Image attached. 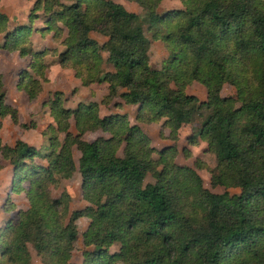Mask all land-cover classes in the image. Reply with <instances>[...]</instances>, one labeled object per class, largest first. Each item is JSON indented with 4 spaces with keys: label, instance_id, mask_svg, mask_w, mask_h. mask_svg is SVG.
I'll return each instance as SVG.
<instances>
[{
    "label": "trees",
    "instance_id": "trees-1",
    "mask_svg": "<svg viewBox=\"0 0 264 264\" xmlns=\"http://www.w3.org/2000/svg\"><path fill=\"white\" fill-rule=\"evenodd\" d=\"M132 1L146 10L151 37L139 14L115 0H34L29 23L11 28L0 12V47L30 57L17 87L32 99L47 80L49 50H36L30 39L41 9L42 28L64 46L59 63L75 69L84 85L107 82L103 102L125 88L119 95L139 104L136 117L148 123L165 117L174 140L182 124L200 116L191 142L199 137L215 154L211 185L239 192L206 188L193 168L174 161L176 146L156 149L125 114L102 116L96 101L66 107L63 92L54 90L47 102L56 128L64 131L62 142L50 136L43 152L21 138L8 144L0 136L14 180L30 178L29 207L0 226V264H31L28 243L44 264H76L70 258L82 215L91 219L83 234L90 248L80 264H264V0H181L182 7L163 12L157 11L162 0ZM92 32L105 39L99 42ZM152 38L168 51L160 68L149 63ZM102 52L111 70L101 69ZM194 80L205 86L203 100L185 90ZM225 83L236 87V97L221 94ZM5 95L0 71V128L5 116L19 122ZM98 128L109 136L82 137ZM73 146L80 151L77 165ZM37 155L46 164L27 162ZM76 168L89 204L68 212L65 194L52 197L48 185ZM147 173L154 181H144ZM116 241L120 248L109 251Z\"/></svg>",
    "mask_w": 264,
    "mask_h": 264
},
{
    "label": "rangeland",
    "instance_id": "rangeland-1",
    "mask_svg": "<svg viewBox=\"0 0 264 264\" xmlns=\"http://www.w3.org/2000/svg\"><path fill=\"white\" fill-rule=\"evenodd\" d=\"M115 1L121 2L127 9L138 13L141 17L146 34L151 37L150 31L147 29L148 22L146 19V10L132 0ZM33 3L34 0H20L18 2L16 0H1L0 8L3 12L16 11L18 17L22 20L17 24H27L29 23V12L33 7ZM182 6L181 0H162L157 6V11L163 12L167 9L180 8ZM37 14L38 17L33 20V30L30 34V39L36 50H49L44 56L45 63L47 64L45 69L47 80L43 81V89L37 97L31 99L25 91L17 87L19 74L24 68H27L30 57L28 55L21 56L17 50L10 51L0 47V71L6 88L5 99L9 104L17 108L19 117L18 123L13 122L9 116L1 118L2 125L0 128V136L3 142L13 144L17 138H21L38 149L43 150V152L48 150L47 147L50 136L62 142L64 131L56 128V122L47 102L54 90H61L63 92V104L66 107H75L80 102L86 103L89 101H96L99 104L100 115L103 116L110 113L125 114L129 121V125H138L142 131L149 136L151 145L156 149L160 150L167 146H176L177 152L174 161L178 164L193 168L201 177L203 185L209 190L214 192H223L225 190L230 193L239 192L240 189L236 186L225 187L223 185H211V174L216 165L215 154L209 149L208 143L205 140L197 137V143L191 142V137L198 136L197 130L202 120L200 116L195 115L192 121L182 124L177 131V139L174 140L169 137V127L162 124L165 117L149 123L141 121L136 117L139 104L127 103L119 95L125 88L119 87L117 95L106 104L103 102V98L108 92L107 82L97 81L84 85L81 78L76 75L75 69L70 66H62L59 63L58 54L64 49V46L54 40L52 30H45L42 28L46 26L44 22L46 17L41 9L37 10ZM62 27L64 28L63 33L65 35L66 29L64 26ZM3 34L4 33L0 34V42L4 37ZM92 35L99 42L105 39L103 35L97 32H92ZM51 50H54V52ZM102 54L104 60L101 63V69L111 70L113 66L106 60V53L102 52ZM167 54L168 51L164 42L160 39L152 38L149 48L150 65L155 68H160ZM185 90L187 93L197 96L199 100H203L206 97L205 86L199 81L194 80V82L186 86ZM221 94L223 96L236 97V87L233 84L225 83L221 89ZM31 122L33 125L29 127H23L21 125L22 123L31 124ZM69 129L71 132H77L73 118H70ZM98 136L108 137L109 134L100 128L87 130L82 134V137L89 141ZM72 152L77 165L80 151L73 146ZM120 152L121 150H119V153ZM152 156L154 159L159 157L157 151L153 152ZM27 162L29 164H46L47 160L43 156L37 155L33 160H27ZM14 179L16 178L13 165L0 153V226H2L16 210H26L29 207L26 190L30 178L24 176L21 181ZM144 181H154V177L150 173H147ZM48 187L52 197L65 194L64 198L68 200V212L89 204L82 194L81 175L78 168H76L70 176L62 177L57 183H50ZM90 220V217L86 215H82L76 220L77 235L73 241L74 249L70 258V260L76 264L82 262V251L90 248V246H86L83 242V234ZM28 248L31 255V264H44L31 243H28ZM119 248L120 244L116 241L110 245L109 251L115 252Z\"/></svg>",
    "mask_w": 264,
    "mask_h": 264
},
{
    "label": "crops",
    "instance_id": "crops-1",
    "mask_svg": "<svg viewBox=\"0 0 264 264\" xmlns=\"http://www.w3.org/2000/svg\"><path fill=\"white\" fill-rule=\"evenodd\" d=\"M1 1V0H0ZM17 2L20 1V0H16ZM24 1V0H23ZM0 12H3V10L0 8ZM3 13H6L7 16H8V27L11 28L14 24H17L19 23L20 21H22L19 17H18V14L16 11L12 10V11H4ZM40 27V26H39ZM1 33H4V32H0ZM4 35V34H3ZM105 37V36H104ZM194 82V81H193ZM1 197V195H0Z\"/></svg>",
    "mask_w": 264,
    "mask_h": 264
}]
</instances>
